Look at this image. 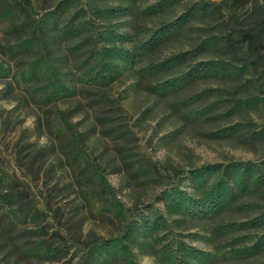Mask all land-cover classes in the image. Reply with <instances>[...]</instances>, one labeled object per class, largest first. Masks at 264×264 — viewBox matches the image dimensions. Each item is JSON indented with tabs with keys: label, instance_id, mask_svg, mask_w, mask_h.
I'll return each instance as SVG.
<instances>
[{
	"label": "rangeland",
	"instance_id": "374dc122",
	"mask_svg": "<svg viewBox=\"0 0 264 264\" xmlns=\"http://www.w3.org/2000/svg\"><path fill=\"white\" fill-rule=\"evenodd\" d=\"M54 1L0 0V61L6 58L4 51L9 42L22 34L21 30L7 32L24 19L21 6L35 12ZM129 1L81 0L87 16L98 25L101 34L92 48L94 53L111 45L132 51L135 43L146 40L163 23L186 14L198 1L212 3L213 7L187 22L181 34L136 63L116 58L117 76L109 89L83 90L70 101L71 123L82 135L90 160L115 188L120 200L117 214L94 217L88 209L77 208L80 202L75 200L74 185L82 175L68 167L66 151L70 145L64 144L70 134L54 140L53 126L46 122L50 118L40 110L42 130L39 133L33 115L27 116L14 101L0 99V164L9 173H19L17 139L22 140L19 144L22 147L28 142L37 144L20 155H34L39 147L44 149L55 143L54 150L46 148L47 160L43 165L49 181L40 189L33 188L38 208L44 210L41 233L53 237L49 239L55 245L71 243L75 232L85 241L118 235L124 230L125 222L145 214L151 224L144 223L137 228L129 241L138 264H179L183 254L187 264H264V223L246 230L235 228L224 236L218 234L223 223L238 224L243 215L255 220L263 214L264 188L241 200L246 205L254 201L251 209L233 210L215 218L193 219L174 209L185 196H198L192 185L195 181H205L202 188L205 192L218 182L228 181L232 185L233 181L225 173L230 163L260 164L264 160V0H182L155 13H148L144 8L158 0H145L133 7V14L116 15L117 9L129 7ZM254 27H260L261 32H257L259 37L256 35L257 41L246 57L247 31ZM228 28L235 30L227 41ZM125 33L132 41L121 40L120 34ZM210 35L217 37L212 51L229 61L233 67L231 75L203 77L176 91L164 92L158 90L160 84L185 74L194 62L182 63L152 77L141 75L142 66L186 52ZM225 48L228 55L221 54ZM117 54L120 53L117 51ZM244 66L247 68L242 72L240 69ZM209 88L221 90V94L211 99L222 97L228 104L201 118L188 116L212 101L194 99ZM236 101L242 106L232 108ZM45 199L56 212L47 209ZM24 227L21 232L10 233L11 228L0 224V243L3 241L8 252L6 259L0 255V264L7 261L9 264H64L74 250L75 254L85 250L84 245L78 244L68 257L53 262L42 260L38 255L25 256L23 253L36 238H32L34 226ZM192 248L194 254L189 251Z\"/></svg>",
	"mask_w": 264,
	"mask_h": 264
},
{
	"label": "trees",
	"instance_id": "16d2710c",
	"mask_svg": "<svg viewBox=\"0 0 264 264\" xmlns=\"http://www.w3.org/2000/svg\"><path fill=\"white\" fill-rule=\"evenodd\" d=\"M141 1L145 0H130L129 7L117 9L115 14L131 15L134 12L133 7ZM179 1L182 0H158L146 6L144 11L160 12ZM212 7V3L198 1L188 8L186 14L163 23L146 40L135 43L132 51L111 45L104 46L99 52L94 53L92 48L101 34L97 30L98 25L87 16V10L81 0H56L35 12L24 5L21 6L20 10L25 12L24 19L7 30L10 33L21 30L22 34L9 42L4 51L6 58L0 61L2 84L0 99L14 101L15 106L27 116L33 115L39 133L42 130L40 112H43L50 118L46 122L47 125L53 126L51 132L55 134L54 140L66 137L65 133L70 134L67 143L64 144L70 145L66 151L69 157L68 167L77 175H82L77 177L74 185L75 200L80 202L77 208L88 209L94 217L114 216L117 214L120 200L117 198L115 188L90 160L82 135L71 123L70 101L83 90L96 89L102 92L109 89L117 76L114 71L116 58L121 57L132 64L136 63L141 57L154 52L158 46L181 34L187 22L206 14ZM234 30L235 28H228L226 40L230 39ZM247 32L246 40L249 41V45L244 51L246 57L252 51L254 42L257 41L255 37L257 32H261V28L254 27ZM127 36V33L120 34L122 41H132ZM216 39L217 37L210 35L186 52L176 53L158 63L142 66L139 71L143 77H152L166 73L182 63L194 62L185 74L177 75L160 84L158 90L161 92L176 91L193 80L211 75L227 77L231 75L233 67L229 61L212 51ZM117 51L120 54H117ZM93 54L96 56L94 59ZM221 54L228 55L227 48ZM246 68L247 66H244L240 70L244 72ZM241 86H244V83ZM217 93L221 94V90L209 88L194 99H211ZM211 100L200 109L190 112L188 116L201 118L228 104L222 97ZM63 103L66 107H60ZM232 106L239 108L242 104L236 101ZM21 141L17 139L15 143L19 148L16 162L19 173H9L0 164V224L11 228L10 233L14 230L21 232L26 225L34 226L35 233L32 238H36V241L23 254L38 255L45 261H60L68 257L74 247L82 244L85 250L81 254H75L74 250L72 252L74 254L68 261L63 262L64 264H71L74 260L73 264H138L131 253L129 241L137 228L144 223L151 224V219L145 214H141L138 219L125 222L124 230L118 235L98 236L89 241L82 240L81 234L76 235L75 232L71 236V243L55 245L54 241H50L53 237L41 233V223L45 221V218L41 217L44 210L38 208L33 188L40 189L43 184L48 183L49 178L43 172V165L47 160L46 148L54 150L56 147L55 143H51L44 149L39 147L34 155H20L25 149L30 150L37 145L36 142H28L26 147H22L19 146ZM27 157L29 160L26 161ZM39 160L40 163L37 164ZM225 173L228 179L233 181L232 185L228 181L218 182L205 192L202 189L205 181L203 179L195 181L192 185L198 196H185L174 209L179 214H186L193 219L215 218L229 211L251 209L254 201L246 205L241 200L264 188V160L260 164L232 162L226 167ZM39 193L43 194L42 190H39ZM43 203L47 209L56 212L49 200L45 199ZM241 218L242 221L238 224H221L218 228L219 236L227 235L235 228L246 230L264 223V213L255 220L248 218L247 215ZM247 237L245 235V238ZM61 238H59L61 242L64 241ZM182 251L187 253L185 249ZM189 251L194 254L193 248ZM0 255L3 259L8 256L3 241L0 243ZM243 257H246V252L243 253ZM186 258L183 254L179 264H187Z\"/></svg>",
	"mask_w": 264,
	"mask_h": 264
}]
</instances>
